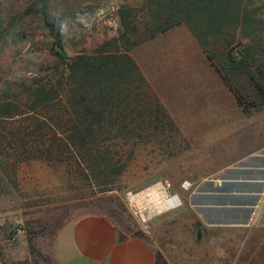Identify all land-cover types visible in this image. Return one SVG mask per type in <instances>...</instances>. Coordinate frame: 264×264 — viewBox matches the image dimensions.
Returning <instances> with one entry per match:
<instances>
[{"label":"rangeland","instance_id":"rangeland-1","mask_svg":"<svg viewBox=\"0 0 264 264\" xmlns=\"http://www.w3.org/2000/svg\"><path fill=\"white\" fill-rule=\"evenodd\" d=\"M247 3L264 19V0ZM123 6L136 13L143 41L129 54L163 109L164 129L125 147L128 166L107 192L76 160L19 164L11 192L0 195V264H54L59 230L91 213L109 215L168 264H264V29L250 39L239 29L232 46L211 45L212 60L187 24L146 39V0H0V99L52 76L55 40L45 18L74 57L123 33ZM249 45L252 57L243 62ZM229 56L239 69L229 71ZM226 71L247 104L224 81ZM158 183L181 206L144 222L130 196Z\"/></svg>","mask_w":264,"mask_h":264},{"label":"trees","instance_id":"trees-1","mask_svg":"<svg viewBox=\"0 0 264 264\" xmlns=\"http://www.w3.org/2000/svg\"><path fill=\"white\" fill-rule=\"evenodd\" d=\"M248 1L146 0L151 22L146 23L144 34L146 39L155 38L187 24L214 60L211 45L225 41L226 46H232L239 29L249 39L264 29L260 9L251 8ZM119 13L124 31L118 38L104 43L98 51L74 57L68 56L63 38L45 18L55 40L52 76L37 80L20 98L0 99V195L11 192V173L19 164L34 159L67 160L69 165L77 161L86 180L98 182L101 193L110 191L128 166L125 147L146 142L164 129L163 109L154 106L148 82L129 54L130 47L143 41L135 10L123 6ZM5 32L0 30V43ZM132 36L138 37L132 41ZM123 44L129 46L122 50ZM252 51V46L246 47L243 62L250 60ZM229 61V71L239 69L236 58L229 56ZM228 73H223L224 81L238 101L247 104ZM250 107L255 104L245 109ZM157 264H168L160 253Z\"/></svg>","mask_w":264,"mask_h":264},{"label":"crops","instance_id":"crops-1","mask_svg":"<svg viewBox=\"0 0 264 264\" xmlns=\"http://www.w3.org/2000/svg\"><path fill=\"white\" fill-rule=\"evenodd\" d=\"M258 184L264 191V179ZM53 258L54 264H157V252L145 239L125 233L101 213L85 214L62 226Z\"/></svg>","mask_w":264,"mask_h":264},{"label":"bare ground","instance_id":"bare-ground-1","mask_svg":"<svg viewBox=\"0 0 264 264\" xmlns=\"http://www.w3.org/2000/svg\"><path fill=\"white\" fill-rule=\"evenodd\" d=\"M130 197L144 222L180 206L179 201H175V197L170 198L167 195L164 186L160 183Z\"/></svg>","mask_w":264,"mask_h":264},{"label":"built area","instance_id":"built-area-1","mask_svg":"<svg viewBox=\"0 0 264 264\" xmlns=\"http://www.w3.org/2000/svg\"><path fill=\"white\" fill-rule=\"evenodd\" d=\"M170 198H172V197H170ZM176 200H178L179 201V203H180V206H181V200H180V198L177 196V195H175V201ZM179 206V207H180ZM179 207H175V209H177V208H179ZM174 210V209H173Z\"/></svg>","mask_w":264,"mask_h":264},{"label":"water","instance_id":"water-1","mask_svg":"<svg viewBox=\"0 0 264 264\" xmlns=\"http://www.w3.org/2000/svg\"><path fill=\"white\" fill-rule=\"evenodd\" d=\"M9 234L11 235L12 234V231H10Z\"/></svg>","mask_w":264,"mask_h":264}]
</instances>
